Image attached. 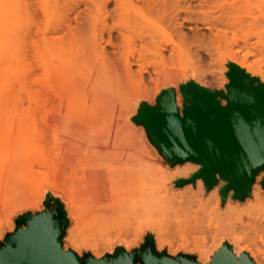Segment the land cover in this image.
I'll list each match as a JSON object with an SVG mask.
<instances>
[{"label":"bare ground","instance_id":"6f19581e","mask_svg":"<svg viewBox=\"0 0 264 264\" xmlns=\"http://www.w3.org/2000/svg\"><path fill=\"white\" fill-rule=\"evenodd\" d=\"M33 1H19L23 25L19 79L25 92L18 105L11 107L9 91L0 90V154L33 137L35 120H55L52 126H59V134L52 139L58 142V154L69 166L86 163L89 167L90 186L78 194L71 191L73 198L77 204L90 202L95 206L75 214L66 208L65 214L78 217L84 210L81 217H87L85 226L91 222L101 233H106L109 225L119 227L118 231L127 229L115 230L117 241L129 229L136 236L145 228L159 233L160 229L165 231V223H170L199 232L198 237L193 235L198 238L194 249L202 264H209L224 242L237 257L246 252L255 264H264V252L251 253L241 239L251 240L246 242L252 246H264L263 188L256 187L253 199L245 205H225L216 188L207 194L202 179L197 181V190L187 186L179 191L183 183L170 180L184 170L171 171L153 164L143 141L137 143L142 140L138 134L124 123L118 126L121 131L112 129L106 121L112 120L113 125L115 117L117 122L140 120L144 104L171 93L218 60L229 59L245 66L251 54L241 55L244 60L239 55L251 42L249 37H237L246 29L264 28V0ZM32 9L43 16L40 25L38 19L35 24ZM255 37L257 40L259 36ZM0 73V84L11 79L6 69ZM32 78L37 79L33 86H40L37 91L28 90L27 81ZM15 121L18 129L13 128ZM16 158L6 164L0 162V208L4 210L33 203L46 185L32 181L29 157ZM135 239L127 241L125 247L134 245ZM95 254L101 255L99 251Z\"/></svg>","mask_w":264,"mask_h":264},{"label":"water","instance_id":"95a60500","mask_svg":"<svg viewBox=\"0 0 264 264\" xmlns=\"http://www.w3.org/2000/svg\"><path fill=\"white\" fill-rule=\"evenodd\" d=\"M226 93H213L190 86L183 96L187 103L181 113L173 93L159 101L158 108H146L138 122L144 124L151 141L172 164L195 163L200 170L183 185L202 179L206 188L226 181L223 202L230 192L241 201L250 195L257 176L264 172V83L232 66ZM219 97L226 101L221 105ZM219 178H218V176ZM264 189V177L262 179ZM0 245V264H202L192 257H169L155 251L153 241L140 251L118 253L102 259H81L63 249L66 227L60 209L23 220ZM209 264H255L247 254L237 257L224 245Z\"/></svg>","mask_w":264,"mask_h":264},{"label":"rangeland","instance_id":"374dc122","mask_svg":"<svg viewBox=\"0 0 264 264\" xmlns=\"http://www.w3.org/2000/svg\"><path fill=\"white\" fill-rule=\"evenodd\" d=\"M19 1L20 0H0V6H1L0 11L2 12V13H0V14H2V15H0V28H1L0 34L2 33L1 34L2 36L0 35V70L2 71L3 69H6V71L9 73L10 78H11V79L8 78L10 80H6V82L4 81V83L0 84V90L4 91V92L9 91L8 92L10 94V96H9L10 97L9 98L10 103L9 104L11 107L18 105V100L20 99L21 93L25 92L22 85H21V84H23V82L20 80V79H22L21 72H19V71H21L20 69H22L20 59H21V53H22V39H23V36L21 34L22 18H21L20 5H19L20 2ZM33 3H34V1L32 0V4ZM33 11L34 10L32 9L30 12L32 13ZM35 13L36 14H34V12L32 13V14H34L32 16L36 22L35 24L37 25V22L39 20L38 25H40V20H41V22L44 20L43 16L40 14V11L39 12L37 11ZM20 19H21V21H20ZM255 36H259L257 40H256ZM247 37H249V39H250V42H251L250 45L251 44L253 45V42H255L254 43L255 45H253L254 46L253 49H252V47H250V45L246 48L244 47L245 49L243 48L241 50L242 54L240 52L239 58H241V55L244 58V57H246V54L247 55L251 54V55L247 56V59H245V61L247 60L245 66H243V65L240 66L239 64H237V63H235L229 59H225L224 61L221 60L222 62L220 60H218V62H216V64H213V65L211 64V66L209 64V67L207 65L204 69H202V71L205 70V72L202 73V71L199 70L200 73L198 72L197 75L200 76L201 79H200V77L198 78V76L196 78L191 77L187 81L181 83L180 86H178L174 91H171V93L173 92V94L175 95L176 103H177V106L180 109L181 113L183 111L184 105L190 106V104L186 102V100L183 96V92H185L190 86H193V85L198 86V87L207 89L208 91L216 93V94L226 93L227 86L230 84L229 74H230V68L232 66H236V67L244 70L246 75H248L249 77H251L253 79H257L259 83H264V28L261 27L257 30L246 29L241 34H239V36L237 38L239 40H242L243 38H247ZM259 39L262 42V43L259 42L260 45H258V43H257ZM20 41H21V43H20ZM256 44L258 47L256 46ZM261 45H263V46H261ZM255 46L257 48H255ZM248 48H250V49H248ZM248 51H251V53ZM244 52H246V53H244ZM244 54H245V56H243ZM243 58H241V59H243ZM1 61L5 62L6 67H5V64L3 62L2 63V64H4L3 65L4 68H3ZM31 62H32V59H31V52H30L29 63H31ZM210 68H211V70H210ZM214 69H216V70H214ZM206 70L208 73L206 72ZM210 71H211V73H210ZM218 71H219V73H218ZM4 72H5V70H4ZM214 73H215V75H214ZM11 74H12V76H11ZM19 74H20V79H19ZM37 76H36V78L39 79V77L41 75L39 77H37ZM36 78L35 79L32 78V81L30 79L27 81L29 91L34 90V89H35V91H37L40 89V86L38 83L36 84V86L34 85L35 88L33 86V82L37 80ZM196 80H198V82ZM20 82H22V83H20ZM200 82L201 83L203 82V83L201 84ZM204 83H205V85H203ZM3 84L5 87H2ZM8 85L11 88H9ZM37 85L39 86V88H37L38 87ZM22 89H23V92H22ZM13 91H15V92H13ZM7 94L5 93L3 95L8 97L9 94L8 95ZM23 95L24 94H22V96ZM178 96L180 98L179 101H177ZM162 98H163V96L159 95V96L154 97L149 103H146V105L144 104L139 115L142 116V113L144 112L145 108H150V107H151V109L158 108L159 101ZM219 101H220L221 105H223V106L226 105V101L224 99L219 97ZM178 102L180 103V105L178 104ZM15 117L17 118L18 114H15ZM115 118H113V125H112V120H110V121L106 120L108 122V124L111 126L110 128L117 130V127L120 126L121 123H124L123 126L127 125L134 133L138 134L137 137L139 139L141 138L142 140L141 139H140L141 141L138 140L140 142H137L136 140L135 141L138 144H141L143 141L144 145H142V146L144 148H147V152H149L148 158L150 157L149 159L153 164H156V165L159 164L161 167L166 168V169L171 170V171H173V170L175 171L178 168H180L181 170H184V171H181L182 173H180L179 175L175 174L174 178L172 180H170L171 183L175 184V183L182 182V180L189 179L192 176H194L198 172V170H200L201 165H198L195 163H190V162L183 163V164H172V163H170L161 154L159 148L156 149L154 147V145L151 143L152 141H151L150 135H149L147 128L144 124H142L138 121H135V120H119V122H117V119H115ZM54 121L55 120H35L34 125L36 123L37 126L35 125V127H34L33 124L31 123V126L37 129V130L35 129V131H33V133L31 134V136L33 135V137L26 139L22 143H18V145L15 148L11 149L10 151H7L5 153L0 154V162L4 160L5 164L9 163V161L12 160V158H14L16 155H17L16 159H18V160H20L21 158H24L25 156L29 157L31 159V162H32V166H30V171H29V175H30L32 181L42 183L43 185L46 184V185L42 186V188L40 189V195H38L39 193L38 194L36 193L37 196L35 195L36 196L35 198L37 200L35 199L33 201V203L18 206L16 208L9 206L10 208H13V210H9L10 208L7 207V208H9L7 210L12 211L10 213H9V211L4 210L5 208H2V207L0 208V219H2V221L0 220V245L4 246L7 236L10 234H13L17 230L19 225H21L23 228H25V225L23 224V220L26 217H30V216H34V215H37L39 213H42V212L46 211L47 207H50L52 210L55 208H58V209H60V211L62 213H64V210L66 208H68L74 214L77 211H80L81 209L88 210V209H93V207H95L94 203H90V202L82 204V205L77 204L73 198L74 194H73V192L71 193V191H74L75 193L78 194L83 189H86L90 186V180H89V176H88L89 167L86 163L76 164L74 166H69L65 163L62 155L60 153H59L60 155L58 154V151H57L58 150V142L53 141L52 138L53 137L55 139L58 138L59 126H57V127H56V125H55V127L52 126L54 124ZM106 121L104 120L103 124H107ZM115 121L118 123V125L115 124ZM30 122H32V121H30ZM47 122L49 124L51 123L50 126H52V127H50ZM55 122H57V121H55ZM109 122H111V123H109ZM16 123H17L16 121H15V123H13V125H14L13 128L14 127L16 128V126L18 124V123L17 124ZM27 124H29V123H27ZM22 125H24V124H22ZM18 126H19V124H18ZM114 126H115V128H114ZM123 126H122V128H123ZM16 129H18V128H16ZM28 130H31V129H28ZM121 130L122 129L120 127L118 129V131H121ZM52 132H53V134H51ZM37 136H39L41 138H37ZM53 143H55V144H53ZM137 143H136V145H137ZM55 146H57V147H55ZM137 147H138V145L135 148H137ZM59 152H60V150H59ZM152 157H153V160H152ZM263 177H264V172H261L257 176L254 185L251 187L250 195L247 198H245V200L241 201L239 199L233 198L234 193L230 192L229 195L227 196V198L225 199L224 204L226 205L228 202H232L234 204L238 203V204L245 205L246 203H248V200L253 199L255 188L256 187L263 188L262 187ZM218 178H219V176H218ZM197 181L193 184L182 185L181 187H179V191L184 190L187 186H192L195 190H197V188H196L197 187ZM225 184H226V181L223 178H219L218 184L215 187H213L211 190L216 188L218 190L220 197H221V190L223 189ZM53 186H55L57 188H55ZM209 192H210V190H207V194H209ZM83 212H84V210L82 212L78 213V215H80L78 217H75L74 215L68 216L67 214L64 213L65 220H66V227H65V231H64V236L62 238L63 249L65 251H72V252L76 253L77 256L81 259L88 258V257H94L96 259H102V258H105L107 256H115L118 253H129L130 254V253L142 250L148 244V242L150 240H152L153 244H154L155 251L159 254H166L167 256L174 257V258L179 257V256H187V257H192L197 262H199V259H198L199 254L194 249L195 248L194 247L195 240L198 239V238L194 239V236L198 237L197 234H199V232H197L196 230L195 231L194 230L189 231L186 229V231H185V227H178L175 225L170 226V223H165L167 225V227L165 228V226H163L165 228V231L160 229L159 230L160 232L163 231L161 233L160 232L158 233V230L155 231L152 229L150 230V229L145 228L140 234H138V236H136L135 232L131 231V229H129L128 232L124 233L125 235H123L122 240L119 239V241H117L118 239L115 237H116V234H117L116 232L118 231L119 227L115 226L117 228H114V227L111 228L112 225H109L107 232L101 233L97 227L95 228L96 225L95 226H94V224L91 225L90 221H89L90 226H89V224L85 226L84 222L87 221V223H88V220H86L87 217H85V215H82L85 218L81 217V214ZM85 213H86V211H85ZM162 225H164V224H162ZM170 227L173 228L174 231H173V229L171 231ZM160 228H162V227H160ZM120 229H119V231H120ZM115 230H116V232H115ZM126 230L127 229L123 230V228H122V230L120 232H122V231L125 232ZM177 231H180V232L178 233ZM155 232H157V233H155ZM196 232H197V234H196ZM111 233L112 234L114 233L115 235L114 234L111 235ZM180 233H182L183 236H181ZM160 234H161V236H160ZM162 235L165 236V237L163 236L165 239L162 237ZM112 236H114L113 237L114 239H112ZM159 236L162 238V242H160L161 238L159 239ZM135 237H137V238L140 237V238L135 239ZM156 237H158L157 240H156ZM199 237L201 238V237H203V235H201V236L199 235ZM261 237H262V240L264 241V234H262ZM105 238H107V239H105ZM115 239H117V240H115ZM123 239H124V241L126 240L125 243H124ZM134 239H135L134 245L132 244L131 246H129V248L127 246L125 247V244L127 243V241H128V243L129 242L131 243L134 241ZM241 239H244L243 240L244 244L242 243V246L244 245V248L247 247V249L249 247L248 250H250L251 253H254L257 255V254H261L262 252H264V246L262 244H258V243L256 244V242H255L254 244H256V245L252 246L253 244H251L250 242H246V241H251V240H248V239L246 240V238H244V237H242ZM110 240H112V241H110ZM107 241L110 243L112 242V243L107 244L108 243ZM192 242H193V244H192ZM128 243L126 245H128ZM160 243H162L163 245ZM105 244L107 246H105ZM224 245H228L227 242H224L222 246H224ZM222 246H221V248H222ZM106 247H107V249H106ZM109 249H111V250H109ZM95 251L96 252L99 251L101 255L97 256L95 254ZM243 254H247V253L244 252Z\"/></svg>","mask_w":264,"mask_h":264}]
</instances>
